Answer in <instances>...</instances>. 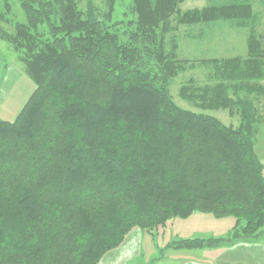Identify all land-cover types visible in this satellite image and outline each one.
<instances>
[{"label":"trees","instance_id":"obj_1","mask_svg":"<svg viewBox=\"0 0 264 264\" xmlns=\"http://www.w3.org/2000/svg\"><path fill=\"white\" fill-rule=\"evenodd\" d=\"M82 1L18 0L26 21L13 31L0 12V39L34 83L16 117L0 119V264H98L132 230L195 212L233 216L231 232L168 248L259 242L264 163L254 146L264 112L253 97L264 96L263 37L249 34L243 58L199 61L213 66L214 83L179 89L196 111L178 105L167 86L195 62L164 49L173 17L180 25L253 26L252 0L184 11V0H131L127 24L112 18L117 0H104V13Z\"/></svg>","mask_w":264,"mask_h":264},{"label":"rangeland","instance_id":"obj_2","mask_svg":"<svg viewBox=\"0 0 264 264\" xmlns=\"http://www.w3.org/2000/svg\"><path fill=\"white\" fill-rule=\"evenodd\" d=\"M9 7L6 13L3 0H0V12L3 14L7 24H4L7 31H13V26L26 21L25 15L20 8L18 0H6ZM99 7L101 13L105 12L104 0H92ZM223 1L210 2L209 0H184L179 5L181 11L202 8L209 5H221ZM253 9L258 15V21L253 26L251 24L240 26L232 20H215L191 25H180L172 19V31L164 37V49L172 57L195 62L185 71L179 72L175 77L167 82L168 89L175 102L187 109L198 110L190 102L180 98L179 89L182 85L194 82V86L210 85L213 80V66L211 64L202 65L199 61L210 58H229L233 56L245 57L248 48V36L255 32L261 34L264 41V0H252ZM85 0L80 4L84 8ZM131 0H117L114 6L112 18L115 22L127 24L132 20L133 14L130 11ZM124 26H121L123 28ZM122 30V29H121ZM0 56L3 63L0 65V119L13 120L19 110L34 89V83L25 74L24 66L19 60V53L11 48L9 44L0 39ZM2 62V60H1ZM4 70L3 78L1 76ZM264 84V80L261 82ZM243 94H241L242 96ZM250 96V95H249ZM251 95L250 97L252 98ZM258 108L264 112V96L253 97ZM208 113L223 123L238 124V117L230 116L225 110H211ZM263 115V114H262ZM255 152L261 162L264 163V119H260L256 125ZM234 224L233 216L216 218L208 213L195 212L187 218H175L164 227L153 231H142V255L130 264H191L196 261L202 262L204 258L207 264H219L225 261L228 264H264V226L263 235L257 243H237L236 246L224 247L217 250H174L167 245L173 240L187 238H211L226 237L231 232ZM207 258H206V257ZM243 256L253 259L243 260ZM159 260V262H158ZM230 262V263H229ZM217 264V263H216Z\"/></svg>","mask_w":264,"mask_h":264},{"label":"crops","instance_id":"obj_3","mask_svg":"<svg viewBox=\"0 0 264 264\" xmlns=\"http://www.w3.org/2000/svg\"><path fill=\"white\" fill-rule=\"evenodd\" d=\"M2 60V62H1ZM3 63V65H2ZM0 65L5 66V62L2 59V56H0ZM4 70L2 71V78H3ZM142 230L140 229H134L132 230L124 239V241L114 250L108 252L104 257L100 260L98 264H130L132 263L136 258L140 257L142 255ZM238 244H236L237 246ZM234 247V246H233ZM207 250V249H205ZM204 251V249H203ZM209 251H212L211 249ZM206 257V256H205ZM207 258V257H206ZM243 260L240 261H249L251 260L253 262V259L249 257V260H247L246 256L241 257ZM205 258L202 262H197V264H207L208 261L205 262ZM224 260V259H223ZM222 263L228 264V262L225 263V261ZM159 262V260H158ZM189 262V261H188ZM186 262L185 264H187ZM214 264H219L218 261H212ZM230 263V262H229ZM191 264H196V263H191ZM231 264V263H230ZM253 264H255L253 262Z\"/></svg>","mask_w":264,"mask_h":264}]
</instances>
